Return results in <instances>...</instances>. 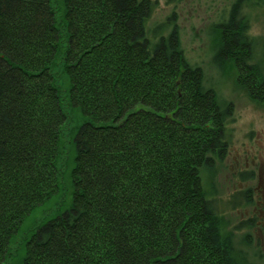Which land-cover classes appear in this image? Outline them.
Masks as SVG:
<instances>
[{"label":"trees","instance_id":"16d2710c","mask_svg":"<svg viewBox=\"0 0 264 264\" xmlns=\"http://www.w3.org/2000/svg\"><path fill=\"white\" fill-rule=\"evenodd\" d=\"M242 1L219 55L264 108ZM156 8L153 0H0V264L19 250L21 264H253L204 183L231 147V108L205 89L177 28L166 36L156 26L152 40ZM59 62L67 97L53 73ZM65 98L88 120L73 139L71 206L24 235L67 175L58 167ZM233 198L229 210L255 204L249 191Z\"/></svg>","mask_w":264,"mask_h":264},{"label":"rangeland","instance_id":"374dc122","mask_svg":"<svg viewBox=\"0 0 264 264\" xmlns=\"http://www.w3.org/2000/svg\"><path fill=\"white\" fill-rule=\"evenodd\" d=\"M153 1L157 3V8L147 27L152 40L155 41L151 33L156 26L166 25V36L177 28L185 59L191 66L203 70L205 89L216 92L221 107L231 108V147L223 164H217L219 167L210 174L214 175L210 179L205 178V188L209 196L218 200L226 229L234 234L236 249L245 253L249 262L264 264V108L243 88L240 71L235 63L219 55L223 45V26L229 21L231 11L239 0ZM242 2L241 11L248 23L246 32L253 38L255 45L254 60L250 66H257L264 78V0ZM56 8L53 4V9ZM53 73L56 84L63 90V96L67 97L69 83L64 64L59 62ZM63 106L68 122L61 129L62 155L58 167L63 176L65 173L67 175L64 181L61 180L60 192L37 208L25 221L22 227L24 235H29L34 228L71 206L72 184L68 172L73 166V139L78 128L88 120L79 109L68 103L67 98ZM243 173L248 175L244 180L240 176ZM247 191L253 197L254 205L227 209L234 196ZM248 220L256 224L260 221L255 229L235 230ZM23 256L24 251L19 250L9 263L21 264Z\"/></svg>","mask_w":264,"mask_h":264}]
</instances>
